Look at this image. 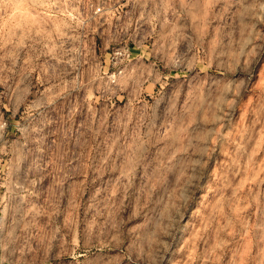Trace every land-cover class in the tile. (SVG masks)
Here are the masks:
<instances>
[{"label":"rangeland","instance_id":"obj_1","mask_svg":"<svg viewBox=\"0 0 264 264\" xmlns=\"http://www.w3.org/2000/svg\"><path fill=\"white\" fill-rule=\"evenodd\" d=\"M0 264H264V0H0Z\"/></svg>","mask_w":264,"mask_h":264},{"label":"crops","instance_id":"obj_2","mask_svg":"<svg viewBox=\"0 0 264 264\" xmlns=\"http://www.w3.org/2000/svg\"><path fill=\"white\" fill-rule=\"evenodd\" d=\"M124 4V3H122ZM126 4V3H125ZM69 25L70 23H66V25ZM95 24V28L96 27H102L104 23H94ZM113 24H120V25H123V26H130L131 23H113ZM18 25V24H17ZM102 30H100L99 32L95 31L93 34H91V37L92 39L95 41V46L96 48H98V44L99 43H103L102 41V36H103V33H101ZM19 34L17 33V30H16V37L18 36ZM122 38V36H121ZM140 50V49H139ZM7 127V126H6ZM6 133V132H5Z\"/></svg>","mask_w":264,"mask_h":264},{"label":"built area","instance_id":"obj_3","mask_svg":"<svg viewBox=\"0 0 264 264\" xmlns=\"http://www.w3.org/2000/svg\"><path fill=\"white\" fill-rule=\"evenodd\" d=\"M89 5L91 6L92 4L90 3ZM91 9H92L93 13H98V12H101L102 7L99 5H95V6L91 7Z\"/></svg>","mask_w":264,"mask_h":264}]
</instances>
